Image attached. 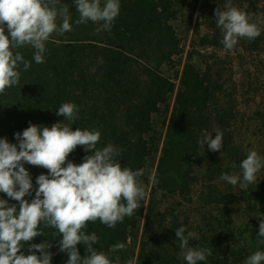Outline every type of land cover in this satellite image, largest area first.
<instances>
[{
  "label": "trees",
  "instance_id": "trees-1",
  "mask_svg": "<svg viewBox=\"0 0 264 264\" xmlns=\"http://www.w3.org/2000/svg\"><path fill=\"white\" fill-rule=\"evenodd\" d=\"M188 1L120 0L119 15L111 30L97 31L99 24L91 21L76 23L79 13L73 0H61L69 7L72 30L52 34L46 42L45 59L41 64L34 61L32 48L17 49L31 66L24 70L21 65L19 84L0 93V138L18 144L15 133H22L30 123L48 127L58 122L68 123L63 116L56 115V111L62 103L73 102L79 108L73 130H99L101 138L97 147L112 144L119 148L118 159L122 167L145 170L140 178L142 182L154 147L155 138L149 137L153 117L168 108L176 86L175 80L162 71L183 65L157 183L170 192H190L194 188L206 201H234L237 192L219 179L223 173L230 174L232 160L243 151L236 139L244 122L241 121L239 89L234 78L236 58L217 53L219 49L231 51L222 44L223 33L215 19V9L223 8L225 0H204L199 16L201 25L208 31L202 37L201 45L212 51L203 54L198 44L196 50L193 47L195 52H190L182 63V58H176L181 49L180 40L171 22L177 18L179 9L187 7L184 3ZM192 1L189 7L194 13L199 0ZM243 5L241 2L238 8L243 10ZM5 31L7 33V29ZM254 40L240 38L233 49L241 47L248 51L249 45L259 49L251 45L258 44L253 43ZM215 131L223 133L222 148L214 152L209 150L207 143L201 147L199 141L208 132L215 138ZM91 154L85 153L83 146H77L67 159L80 164ZM195 161L198 162L196 166H202L200 173L196 172ZM24 167L33 183L32 195L25 196L31 202L38 187L36 178L47 174L48 170L27 163ZM0 199L19 206L5 193L0 192ZM144 214L145 199L131 217H125L115 228H109L99 220L89 222L88 233H95L99 241L93 247L115 261L118 252L113 253V247L118 243L127 244ZM153 224L151 221V228ZM39 229L44 235L35 237L29 244L48 241L52 244L48 249L52 253L51 264H67V253L59 250L62 235L43 223ZM27 247L24 244L21 251L27 252ZM77 248L81 257L88 255L84 244H78ZM120 259L123 260L120 264H126L122 256ZM143 259L145 263V259L148 260L145 255ZM224 259L218 258L214 264H224Z\"/></svg>",
  "mask_w": 264,
  "mask_h": 264
},
{
  "label": "clouds",
  "instance_id": "clouds-1",
  "mask_svg": "<svg viewBox=\"0 0 264 264\" xmlns=\"http://www.w3.org/2000/svg\"><path fill=\"white\" fill-rule=\"evenodd\" d=\"M73 3L79 13L76 23L99 24L97 31H110L120 11V0H73ZM215 19L227 50H232L240 38L254 40L261 34L259 22H253L232 0H225L223 8L215 9ZM70 20L69 7L61 0H0V93L19 84L21 65L24 70L31 66L17 49L32 48L34 61L43 63L46 42L53 33L71 31ZM78 112L75 103L64 102L56 115L63 116L68 123L58 122L51 127L30 123L22 133H15L18 144L0 138V192L19 205L17 208L7 199H0V264H51L52 253L48 251L51 243L29 244L35 237L44 235L39 229L41 223L62 235L59 250L67 253V264H120L119 257L113 261L93 247L99 242L98 237L95 233L89 234L87 226L99 220L115 228L125 217H131L146 198L140 179L145 170L122 167L118 159L120 149L112 144L98 148L99 130H73ZM215 133L212 138V132H208L199 141L200 146L207 143L209 150L219 151L223 133ZM77 146H83L85 153H92L80 164L67 159ZM25 163L48 170L36 178L38 187L31 202L25 199L32 195L33 189ZM262 167L264 158L255 150L249 151L240 163L243 181L255 183ZM219 179L235 186L240 176L223 173ZM258 235L264 237V219L260 220ZM175 236L187 264H198L212 254L210 248L190 247L189 239L194 233L189 231L185 235L183 226L175 231ZM81 243L88 253L84 257L77 248ZM24 244L28 245L27 252L21 251ZM124 247L118 243L112 250ZM262 262L264 251L257 250L247 257L245 264ZM126 264H136V259H129Z\"/></svg>",
  "mask_w": 264,
  "mask_h": 264
},
{
  "label": "rangeland",
  "instance_id": "rangeland-1",
  "mask_svg": "<svg viewBox=\"0 0 264 264\" xmlns=\"http://www.w3.org/2000/svg\"><path fill=\"white\" fill-rule=\"evenodd\" d=\"M191 2H185L187 7L179 9L177 18L171 22L180 40L181 49L176 58H182V63L194 51V46L196 50L198 44L201 45L202 37L208 32L199 19L205 1L199 0L194 13L189 7ZM241 2H244L243 10L251 16L252 21L259 22L261 34L253 42L258 44H251L259 49L249 45L248 51L241 47L230 52L217 50L222 57L230 54L231 58H236L234 78L239 89L241 121L244 120L236 142L243 151L232 160L233 167L229 175L240 176L237 185L230 184L231 189L237 192V197L225 203L206 201L192 187L190 192H170L157 183L156 177L167 148L166 134L175 111L183 65L177 69H164L163 74L175 80L176 86L170 95L168 108L153 117L149 137L155 138L152 143L154 147L142 180L146 189L145 214L125 247L113 252H118L117 257L122 256L126 261L135 258L136 264H187L181 254L180 241L175 236V231L181 226L185 228V235L189 231L194 233L189 239L190 247L211 249L212 254L198 264H214L218 258H225L224 264H245L249 255L257 250L264 251V237L258 235L260 220L264 219V167L256 174V181L252 184L243 181L240 168L241 161L251 150L257 151L264 158V0H239L237 3L232 0L236 7L241 6ZM199 50L209 54L212 48L201 45ZM196 165L198 162L196 164L195 161ZM201 169V165L196 166L197 173ZM150 216L151 220L148 221ZM151 221L154 223L152 228ZM143 255L148 258L145 259L146 263ZM120 262L123 260L120 259Z\"/></svg>",
  "mask_w": 264,
  "mask_h": 264
}]
</instances>
